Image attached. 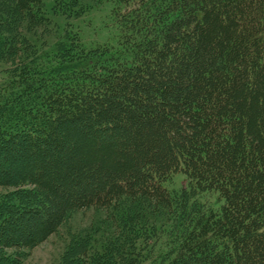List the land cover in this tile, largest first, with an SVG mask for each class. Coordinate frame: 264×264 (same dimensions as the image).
<instances>
[{
    "label": "trees",
    "instance_id": "obj_1",
    "mask_svg": "<svg viewBox=\"0 0 264 264\" xmlns=\"http://www.w3.org/2000/svg\"><path fill=\"white\" fill-rule=\"evenodd\" d=\"M45 1L0 0V261L112 209L60 264H264V0H112L119 49L39 48Z\"/></svg>",
    "mask_w": 264,
    "mask_h": 264
},
{
    "label": "rangeland",
    "instance_id": "obj_2",
    "mask_svg": "<svg viewBox=\"0 0 264 264\" xmlns=\"http://www.w3.org/2000/svg\"><path fill=\"white\" fill-rule=\"evenodd\" d=\"M54 6V0L45 1L46 12L52 20L48 27H33L32 31L22 29L39 48L52 47L55 41L64 38L68 33L78 34L87 48H95L98 45H108L116 49L123 47V27L114 13L116 4L112 0H78L75 10H81L79 15L68 7L54 8ZM49 49H44L42 53ZM7 67V64L0 62V84L8 80ZM180 176L182 175L175 178L174 183L167 184V188H178ZM8 191L0 188V196ZM113 214L112 209L109 211L87 209L74 212L58 233L34 250L24 251L23 263L60 264L67 245L76 236L91 237V243L100 247L103 242L115 236L116 224ZM150 222L153 223L151 220ZM21 228L27 231L22 225ZM7 255L15 256L14 251L11 250ZM0 264H4L3 261H0Z\"/></svg>",
    "mask_w": 264,
    "mask_h": 264
}]
</instances>
